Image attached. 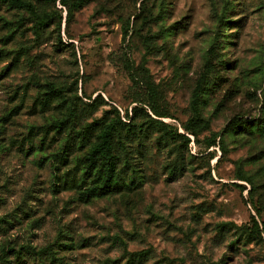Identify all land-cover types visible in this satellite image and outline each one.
<instances>
[{
	"label": "rangeland",
	"instance_id": "obj_1",
	"mask_svg": "<svg viewBox=\"0 0 264 264\" xmlns=\"http://www.w3.org/2000/svg\"><path fill=\"white\" fill-rule=\"evenodd\" d=\"M25 1H0V264H264V0ZM109 126L131 173L91 196Z\"/></svg>",
	"mask_w": 264,
	"mask_h": 264
},
{
	"label": "trees",
	"instance_id": "obj_2",
	"mask_svg": "<svg viewBox=\"0 0 264 264\" xmlns=\"http://www.w3.org/2000/svg\"><path fill=\"white\" fill-rule=\"evenodd\" d=\"M1 2L9 3L10 5L22 8V9H30L33 11L25 0H0ZM46 2H57L66 5L65 0H44ZM42 11V17L39 18L38 23L36 25V36L40 42H44L48 40L50 34H48L49 29V19L46 15H44V10ZM199 103V96L196 93L194 100L192 102V108L197 111ZM135 112H139L136 108L134 109ZM164 117V116H162ZM155 124L158 128H164L166 125L160 121H155ZM150 128V127H149ZM148 128V129H149ZM113 127L109 126L106 128L105 136L103 138V143L98 147H95L87 157V165L90 171H93L99 167H101L102 172V180L99 187L95 188L91 191V196L101 197L108 194H112L117 192V187L114 184V181L118 177V179H124L131 173V168L125 164L126 162V149L128 147L129 142L134 143L131 134L136 132V128H132L129 133L120 138L123 142L115 143L113 137ZM178 135V134H177ZM142 141V140H141ZM119 170V174L117 171ZM183 168H173L171 172V180H176L178 177L183 175ZM117 175V176H116ZM21 210V207H20ZM51 262L56 264H65L63 260H58L55 255L50 254Z\"/></svg>",
	"mask_w": 264,
	"mask_h": 264
}]
</instances>
